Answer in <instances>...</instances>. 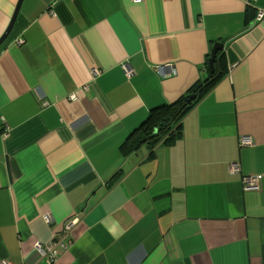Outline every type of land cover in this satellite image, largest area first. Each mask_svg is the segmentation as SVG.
Segmentation results:
<instances>
[{
    "label": "crops",
    "instance_id": "0c3cea01",
    "mask_svg": "<svg viewBox=\"0 0 264 264\" xmlns=\"http://www.w3.org/2000/svg\"><path fill=\"white\" fill-rule=\"evenodd\" d=\"M17 2L0 0V37ZM260 10L264 0H23L0 47V262L49 264L35 245L73 220L54 264H264ZM165 64L176 74L158 75ZM212 74L180 140L121 154L151 109Z\"/></svg>",
    "mask_w": 264,
    "mask_h": 264
},
{
    "label": "trees",
    "instance_id": "16d2710c",
    "mask_svg": "<svg viewBox=\"0 0 264 264\" xmlns=\"http://www.w3.org/2000/svg\"><path fill=\"white\" fill-rule=\"evenodd\" d=\"M247 10L250 11L251 8L248 6ZM222 58L223 55L218 53L216 63H220ZM221 77L222 74L218 76L212 74L205 80L197 81L172 104L151 109L146 119L121 145V154L125 156L135 152L141 146H146L152 155L158 147L175 144L182 138L181 121L213 89ZM190 96H194V99L190 100Z\"/></svg>",
    "mask_w": 264,
    "mask_h": 264
},
{
    "label": "built area",
    "instance_id": "2783aa9c",
    "mask_svg": "<svg viewBox=\"0 0 264 264\" xmlns=\"http://www.w3.org/2000/svg\"><path fill=\"white\" fill-rule=\"evenodd\" d=\"M139 1L141 0H133V2H139ZM245 1L249 2V0H245ZM263 17H264V11L260 10L257 13V20L260 21ZM17 42L21 43V40H18ZM154 69L157 72V74L163 78L176 74L173 64L157 65L154 67ZM122 70L127 77H130L132 75V70L128 67L126 63L122 65ZM252 145L253 142L250 139V137H242L239 140L240 147H249ZM229 173L232 175L239 174L240 168L238 164L235 163L230 164ZM257 180L258 179L255 176H245L242 178L241 182L244 189L255 190L257 189ZM42 219L45 223H50L52 221L51 216L48 214L44 215ZM74 225H75V221L69 220L64 225L62 231L59 234L54 235L47 243L45 244L37 243L34 249L38 257L41 260H45L49 264H54L60 251L61 250L65 251L71 246L72 240L70 234ZM0 264H12V263L10 261L2 260Z\"/></svg>",
    "mask_w": 264,
    "mask_h": 264
},
{
    "label": "water",
    "instance_id": "95a60500",
    "mask_svg": "<svg viewBox=\"0 0 264 264\" xmlns=\"http://www.w3.org/2000/svg\"><path fill=\"white\" fill-rule=\"evenodd\" d=\"M23 0H18L17 4H16V7H15V10H14V13L12 15V18H11V21H10V24L9 26L7 27L6 31L4 32V34L0 37V47L2 46V44L6 41V39L8 38L13 26H14V23L16 21V18H17V15H18V12H19V9H20V6H21V3H22ZM224 49V45L221 44V43H215L212 47V50H211V53H210V57L207 61V64H208V70L213 73V69H214V64L217 60V55L220 51H223ZM190 100H193L194 99V96H190L189 98Z\"/></svg>",
    "mask_w": 264,
    "mask_h": 264
}]
</instances>
